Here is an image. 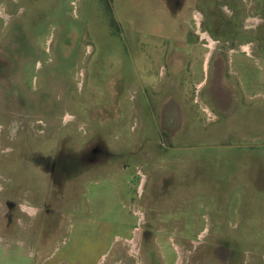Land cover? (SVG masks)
<instances>
[{
  "label": "rangeland",
  "instance_id": "rangeland-1",
  "mask_svg": "<svg viewBox=\"0 0 264 264\" xmlns=\"http://www.w3.org/2000/svg\"><path fill=\"white\" fill-rule=\"evenodd\" d=\"M87 221L121 264H264V0H0V264Z\"/></svg>",
  "mask_w": 264,
  "mask_h": 264
},
{
  "label": "crops",
  "instance_id": "crops-1",
  "mask_svg": "<svg viewBox=\"0 0 264 264\" xmlns=\"http://www.w3.org/2000/svg\"><path fill=\"white\" fill-rule=\"evenodd\" d=\"M256 18H254L255 20ZM253 20V19H252ZM204 38H209L210 43L212 37L208 33H203ZM215 43V42H214ZM211 47H213L211 45ZM80 223L85 226L83 221L81 220ZM90 225V222L87 221V227ZM93 228H81V238L78 241L77 246L74 248L73 245L71 248L62 249L56 248L53 251L45 253L43 262L41 264H101L104 260L110 261L113 257L115 247H119L120 242L123 241L124 245H128L129 249L128 252L132 254L137 252L136 249L138 248V238L134 237L133 235L127 236L124 233H119L120 231L123 232V227L120 223H115L114 226H110L109 222L103 226L102 224H97L92 226ZM134 229H131L130 232L133 233ZM115 232V239H111L112 242L108 241L110 234ZM108 233V235H107ZM129 233V232H128ZM105 235V236H104ZM70 242L74 241L73 235L67 237ZM87 238V247L91 246L93 249L99 248L97 254H92L90 249H83L80 244ZM103 240H107L108 242H104ZM64 244L68 246L67 239H65ZM125 242V243H124ZM66 246V247H67ZM121 259L118 256L113 257V261L111 264H121ZM131 264H135V260L131 262Z\"/></svg>",
  "mask_w": 264,
  "mask_h": 264
}]
</instances>
